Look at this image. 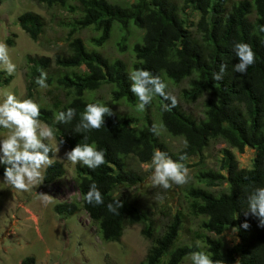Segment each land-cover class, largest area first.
Here are the masks:
<instances>
[{
    "label": "trees",
    "instance_id": "16d2710c",
    "mask_svg": "<svg viewBox=\"0 0 264 264\" xmlns=\"http://www.w3.org/2000/svg\"><path fill=\"white\" fill-rule=\"evenodd\" d=\"M30 1L45 10L68 7L77 16L68 24L66 52L52 58L26 57L29 85L24 98H31L30 86L40 69L46 71L47 84L63 97H52L49 105L40 106V120L54 129L57 144L64 141L59 146L71 150L87 142L103 150L106 160L95 170L76 164L78 199L56 203L53 212L65 217L84 212L102 243L118 242L125 227L140 225V236L149 241V248L139 264H181L191 252L200 250L224 264H236L237 260L240 264H264V228L257 226L256 218L245 215L247 196L255 188L264 187V0H182L180 8L171 0H135L124 6L108 0H73L77 3L74 8L70 0ZM184 9L198 14L193 31L187 29L181 17ZM17 22L32 41L44 27L42 18L30 12L19 15ZM115 29L120 32L115 42L117 53L129 52L132 57L129 72L121 60H108L99 51ZM81 30L91 33L86 45L76 36ZM237 42L250 44L255 53V63L243 75L233 71V65L238 63L233 51ZM221 64L227 65L224 77L215 81L213 74ZM141 68L166 84L187 80V87L179 91L180 101L186 105L201 101L203 116L196 119L178 102L169 109L166 105L171 101L156 96L164 134L183 141V147L174 155L167 153L150 122L132 127L131 118L117 114L106 116L104 127L98 131H74L85 106L96 103L93 93L102 84L111 88V103L133 106L138 102L129 90V74ZM68 108L76 110V117L68 124L56 123L55 115ZM211 140H221L238 153L244 148L253 150L250 168H238L233 154L223 150L218 172L207 170L198 178L209 183L223 181L225 190L213 194L202 187L189 186L185 189L184 212L173 214L161 228L120 194L114 195L119 187L141 181L127 166L130 160L146 164L156 149L179 160L183 154L200 153ZM4 168L0 164V176ZM63 175L64 168L56 161L46 170L43 184ZM92 183L101 191L103 205L85 202ZM115 200L123 202L119 215L106 207ZM189 218L196 223V241L179 244V231ZM245 221L250 224L247 230L241 227ZM228 228L235 231L237 242L223 250L218 237Z\"/></svg>",
    "mask_w": 264,
    "mask_h": 264
},
{
    "label": "rangeland",
    "instance_id": "374dc122",
    "mask_svg": "<svg viewBox=\"0 0 264 264\" xmlns=\"http://www.w3.org/2000/svg\"><path fill=\"white\" fill-rule=\"evenodd\" d=\"M108 1L124 6L135 0ZM171 1L179 8L182 6V0ZM69 5L74 8L77 3L70 0ZM25 12L36 14L43 20L42 33L35 41L30 40L18 26L17 17ZM76 16L77 13L68 7L45 10L30 0H0V42L7 43L11 59L17 65V71L12 76L0 70V93L10 89L19 98L25 97L29 85L26 77V57L52 58L56 53L66 52L68 24ZM181 17L187 29L193 31L192 25L197 21L198 14L184 9ZM130 30L135 32L132 28ZM119 33L115 29L99 51L108 60H121L129 72L131 55L129 52L120 55L115 49ZM76 36L86 45L91 33L89 30H81ZM131 41L130 38L127 44L130 45ZM167 85L166 91L176 98L185 112L196 119L203 116L200 100L186 105L179 99V91L187 87V80L179 83L169 82ZM30 89L31 98L40 106L49 105L52 97L59 100L63 97L62 93L49 85L48 88L41 89L34 83ZM110 90V86L102 84L93 93L96 102L109 106L117 115L131 118L132 127L146 126L148 122L155 124L167 153L174 155L183 147L181 139L169 138L164 134L158 120L156 96L146 109L141 110L138 107L139 101L133 106L122 102L111 103ZM6 135L7 130L0 128V139H4ZM51 144L54 149L58 145L55 139ZM223 150L233 154L238 168H250L253 150L244 148L242 153H238L221 140H211L200 153L187 156V160L183 161L190 170V178L186 184H173L168 190L154 188L148 182V177L153 171L152 158L146 164L130 160L127 166L141 181L132 186L119 187L114 195L120 194L127 203L144 212L154 226L161 228L173 214L184 212L185 189L189 186H199L213 194L225 190L226 184L223 181L209 183L198 178L199 173L207 170L218 172ZM68 151L70 150L59 146V151L51 155L62 164L64 175L50 184L34 187L29 192L15 190L3 183V176H0V264H139L149 248V241L140 236V225L125 227L118 242L102 243L84 212L80 211L71 217L59 216L53 212L56 203L78 199L74 181L76 164L67 161L65 153ZM220 173L224 175L223 172ZM36 192L49 195L53 199L44 203L35 195ZM195 231L196 223L189 218L179 231V244L196 241ZM218 239L223 250L237 242L235 231L231 228L224 230ZM28 259L31 261L26 262ZM181 264H191L190 256Z\"/></svg>",
    "mask_w": 264,
    "mask_h": 264
},
{
    "label": "clouds",
    "instance_id": "9594fccd",
    "mask_svg": "<svg viewBox=\"0 0 264 264\" xmlns=\"http://www.w3.org/2000/svg\"><path fill=\"white\" fill-rule=\"evenodd\" d=\"M233 51L238 59V63L233 65V71L245 74L247 69L255 63V53L250 44L237 42L233 45ZM227 65L221 64L219 71L213 74L215 81L223 79ZM0 70L8 76H12L17 71V65L13 63L10 56V48L5 42H0ZM130 92L138 98V107L146 109L151 104L154 96H160L165 100H170L171 104L166 108L177 106V100L171 96L166 89L168 85L159 76H154L146 69H136L129 74ZM35 83L41 88H48L47 72L40 69V75L36 77ZM0 128L7 130L4 139H0V164L5 165L3 183L10 185L17 191L29 192L34 187L44 183L45 172L56 162L49 153L59 151V144L53 148L51 142L55 139V131L48 124L40 120V105L32 98H19L10 89H5L0 93ZM76 110L68 108L66 111L58 112L54 119L58 124H68L76 117ZM115 115L112 109L100 102L88 103L80 113L79 122L74 131L76 133H87L98 131L105 125V117ZM152 131L159 135V129L154 124ZM87 140V136H84ZM45 141H48L46 143ZM187 147V140L184 141ZM67 161L72 164H81L91 170H95L106 163L105 152L95 145L78 143L74 148L65 153ZM187 155L183 154L179 160H173L167 153L156 149L153 153L151 164L153 171L148 177V182L152 187L170 189L173 184L184 185L189 180L190 170L183 161L187 160ZM35 195L44 203L50 202L53 198L40 193ZM159 198V197H158ZM85 202L93 206L104 204V198L96 183L89 186L85 194ZM107 210L119 215L118 209L123 207V202L115 200L107 204ZM245 215H251L258 221V227L264 228V187L255 188L247 196V210ZM242 228L247 230L250 224L245 221ZM238 231V229H237ZM191 264H224L222 260H215L211 255L203 250L193 251L189 254ZM236 264H240L237 260Z\"/></svg>",
    "mask_w": 264,
    "mask_h": 264
}]
</instances>
